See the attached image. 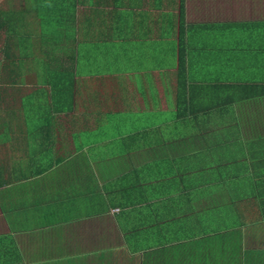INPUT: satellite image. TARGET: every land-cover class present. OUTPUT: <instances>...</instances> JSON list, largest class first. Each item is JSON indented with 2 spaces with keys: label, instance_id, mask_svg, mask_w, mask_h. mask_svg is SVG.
I'll list each match as a JSON object with an SVG mask.
<instances>
[{
  "label": "crops",
  "instance_id": "1",
  "mask_svg": "<svg viewBox=\"0 0 264 264\" xmlns=\"http://www.w3.org/2000/svg\"><path fill=\"white\" fill-rule=\"evenodd\" d=\"M3 1L0 264H264V0Z\"/></svg>",
  "mask_w": 264,
  "mask_h": 264
},
{
  "label": "trees",
  "instance_id": "2",
  "mask_svg": "<svg viewBox=\"0 0 264 264\" xmlns=\"http://www.w3.org/2000/svg\"><path fill=\"white\" fill-rule=\"evenodd\" d=\"M21 10H23V8H21ZM11 11L12 10H10V12H5V1L0 4V92H4L6 70L8 72V81L12 84V82H14V77H18V75L15 76V73L17 70L21 69L20 65L23 63L29 65L26 57L22 55L23 51L19 48V45L15 43L19 42L18 35L15 31L17 30L19 32L18 28L22 27L23 22H20L17 12L12 11L15 18L12 16ZM15 51L17 53H15ZM181 64L183 63L181 62ZM1 95L2 94H0V96ZM63 103L64 102H55L54 110L64 109V105L63 107L60 106ZM10 243L13 244L12 242Z\"/></svg>",
  "mask_w": 264,
  "mask_h": 264
},
{
  "label": "rangeland",
  "instance_id": "3",
  "mask_svg": "<svg viewBox=\"0 0 264 264\" xmlns=\"http://www.w3.org/2000/svg\"><path fill=\"white\" fill-rule=\"evenodd\" d=\"M14 2L16 1V0H13ZM20 2H23L22 4H25L26 6L27 5H29L30 7H34V5H35V3H34V1H32V0H19ZM41 1V0H40ZM40 4H43V5H45L46 4V1L45 0H43V1H41L40 2ZM76 22V21H75ZM74 22V23H75ZM50 24V26H49V30H54V29H57V28H62V23L61 24H58V25H61V26H58V25H56V24H53V23H49ZM2 94V93H1Z\"/></svg>",
  "mask_w": 264,
  "mask_h": 264
}]
</instances>
